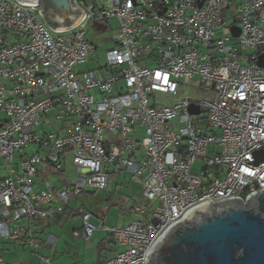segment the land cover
Instances as JSON below:
<instances>
[{
  "label": "built area",
  "instance_id": "2783aa9c",
  "mask_svg": "<svg viewBox=\"0 0 264 264\" xmlns=\"http://www.w3.org/2000/svg\"><path fill=\"white\" fill-rule=\"evenodd\" d=\"M74 2L85 16L57 32L41 4L0 0V240L35 248L34 227L44 229L70 198L104 191L111 174L125 171L143 187L145 203L130 206L140 219L97 225L81 206L73 235L90 239L103 229L122 246L95 264H147L156 238L190 207L234 196L245 202L264 189V159L255 156L264 149V117L248 122L264 115L257 63L264 0ZM112 19L118 32L104 61L89 66L97 46L87 29L105 32ZM195 76V88L211 98L179 93ZM197 158L202 165L192 172Z\"/></svg>",
  "mask_w": 264,
  "mask_h": 264
},
{
  "label": "water",
  "instance_id": "95a60500",
  "mask_svg": "<svg viewBox=\"0 0 264 264\" xmlns=\"http://www.w3.org/2000/svg\"><path fill=\"white\" fill-rule=\"evenodd\" d=\"M16 1L41 4V17L57 32L74 27L85 16L74 0ZM94 27L104 29L100 23ZM231 31L238 33L235 26ZM257 63L264 65V53ZM189 111L198 113V108L191 104ZM261 117L264 115H249L248 122L260 124ZM255 156L257 161L263 160L264 149ZM145 259L147 264H264V189L252 191L245 202L234 196L190 207L156 238Z\"/></svg>",
  "mask_w": 264,
  "mask_h": 264
},
{
  "label": "rangeland",
  "instance_id": "374dc122",
  "mask_svg": "<svg viewBox=\"0 0 264 264\" xmlns=\"http://www.w3.org/2000/svg\"><path fill=\"white\" fill-rule=\"evenodd\" d=\"M230 22L229 18H227ZM111 28L105 32L96 33L92 26H89L86 32V38L92 41L96 46V52L92 56V60L88 64L93 66V59H98L102 64L104 61V51L111 46L118 27L115 20L110 21ZM199 82L197 76L189 80V83L183 85L179 89V93L185 96H191L198 99L211 98V92L203 90L202 88H195ZM165 98L163 96L158 97L159 103H164ZM35 150L34 146L27 148L28 152ZM202 165V160L197 158L193 164L191 171L198 172L199 167ZM64 171L73 175L74 171L70 164L64 167ZM129 173L123 171L116 174H111L108 181V188L104 191H85L76 195L68 200V207L72 211L76 212L79 207H89V209L95 210V207L102 205V209H106L103 214V222L105 226L122 227L128 224L133 219H140V215L135 213L133 209H128V204L135 197L137 204L145 203L141 192L142 184L140 180ZM39 177H35L34 181ZM120 202V204H115ZM45 219L44 221H47ZM98 223V220H95ZM21 222H23L21 220ZM81 224V218L79 215H74L67 219L64 224L51 225L50 229L46 231L33 230V238L35 239L36 247H30L27 245L21 246L8 245L7 250L12 251L14 247L19 248L18 252H25V259L28 260L24 264H43L42 257H50L53 264H68L72 261H81L85 263H98L101 259L110 258L116 251L122 249L121 245H115L113 240L108 236L106 230L97 229L95 235L90 239H84L74 237L72 229L78 227ZM7 247V246H5Z\"/></svg>",
  "mask_w": 264,
  "mask_h": 264
},
{
  "label": "crops",
  "instance_id": "0c3cea01",
  "mask_svg": "<svg viewBox=\"0 0 264 264\" xmlns=\"http://www.w3.org/2000/svg\"><path fill=\"white\" fill-rule=\"evenodd\" d=\"M130 175V174H129ZM128 175V176H129ZM56 180V177H54V181ZM56 185H57V182L55 181ZM133 194V198L131 199L132 201L129 202V206H128V209H130L131 205H135L137 204V200L136 197L134 196L135 195V192L132 193ZM115 204H120V202H115ZM89 209V207H87ZM70 209V208H69ZM85 209V208H84ZM132 209V208H131ZM72 210V209H71ZM90 212L93 214L92 216V220L96 223L95 220H98V223H96L97 225L100 224V222H103V214H105L106 212V209L104 210V208L102 209V205L100 206H96L95 207V210L93 211L92 209H89ZM65 219L63 221H59V222H54L52 221L51 219L50 220H47V221H44V229H38L36 227H34L32 230H40V231H46L47 229H50L51 228V225H62L65 223ZM104 224V222H103ZM81 225L78 227V229L76 228H73L72 229V233L75 231V230H80L81 228ZM96 232V231H95ZM95 232L93 233L92 237L95 235ZM73 235V234H72ZM74 236V235H73ZM76 237V236H74ZM91 237V238H92ZM80 238V237H79ZM17 244H20L21 246H24L25 243L24 242H20V241H3V240H0V250H1V257L3 259V261L6 263V264H24L25 262H27L28 260L25 259V252L22 251L21 253L18 252L19 248L17 249L16 247H14V249L12 251H8L7 248H8V245H17ZM7 246V247H5ZM102 260V259H101Z\"/></svg>",
  "mask_w": 264,
  "mask_h": 264
},
{
  "label": "trees",
  "instance_id": "16d2710c",
  "mask_svg": "<svg viewBox=\"0 0 264 264\" xmlns=\"http://www.w3.org/2000/svg\"><path fill=\"white\" fill-rule=\"evenodd\" d=\"M82 207L85 208L86 210L90 211L88 208L84 207V205H82ZM74 215H79V214H78L77 211L74 212L71 209H69L68 205H66L60 212H57L56 214H54V216H53V218L51 220L54 221V222H59V221H63L64 219L67 220V219L71 218ZM108 236H109V234H108ZM105 259H107V258H105ZM105 259L100 260L99 262H102Z\"/></svg>",
  "mask_w": 264,
  "mask_h": 264
}]
</instances>
